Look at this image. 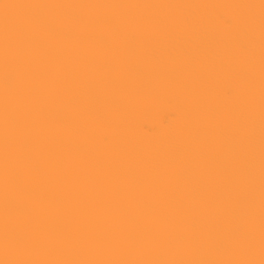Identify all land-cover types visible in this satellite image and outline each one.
Instances as JSON below:
<instances>
[{
    "label": "snow or ice",
    "instance_id": "snow-or-ice-1",
    "mask_svg": "<svg viewBox=\"0 0 264 264\" xmlns=\"http://www.w3.org/2000/svg\"><path fill=\"white\" fill-rule=\"evenodd\" d=\"M0 264H264V0H0Z\"/></svg>",
    "mask_w": 264,
    "mask_h": 264
},
{
    "label": "bare ground",
    "instance_id": "bare-ground-1",
    "mask_svg": "<svg viewBox=\"0 0 264 264\" xmlns=\"http://www.w3.org/2000/svg\"><path fill=\"white\" fill-rule=\"evenodd\" d=\"M168 111L169 110L166 106H162L159 113L144 112V113L139 114V116L137 117L138 129L140 131H144L145 126H147L148 128H159L160 121L163 119L164 115Z\"/></svg>",
    "mask_w": 264,
    "mask_h": 264
}]
</instances>
